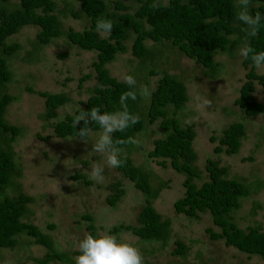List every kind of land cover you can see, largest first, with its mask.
<instances>
[{"label": "rangeland", "instance_id": "rangeland-1", "mask_svg": "<svg viewBox=\"0 0 264 264\" xmlns=\"http://www.w3.org/2000/svg\"><path fill=\"white\" fill-rule=\"evenodd\" d=\"M56 3V14L64 31H82L89 26V20L81 14L78 4L69 0H56ZM126 4L135 8L132 1ZM71 13L81 16L74 19ZM37 28L25 26L8 39L9 43H19L22 49L9 60L12 80L5 89L15 101L7 107L4 117L9 124L20 128L19 136L12 143L20 175L13 178L6 194L15 197L23 193L33 198V202L27 205L28 213L23 221L48 235L54 250L66 253L74 264L76 256L73 253H80L78 244L89 234L87 223L81 219L85 214L93 217L96 229L94 236L109 234L117 236L122 242L131 243L141 251L144 264H264L258 256H248L226 247L222 240L210 239L205 229L220 233V228L213 225L208 213L200 214L198 220L175 214L173 203L184 195V176L169 165L163 168L157 161L147 157L153 141L164 136L160 121L146 126L136 136L138 144L131 158L149 174L154 187L166 185L152 201V206L162 220L170 221L171 236L165 243H146L130 232H109L120 224H136V217L146 202L144 195L116 169L108 168L103 154L92 152L99 132H92L87 144L79 138H56L53 132L55 123L67 115H74L88 99L95 84L92 63L96 59V52L80 50L63 37L39 48L28 62V54L36 43ZM131 43H126L128 51L125 54L117 55L113 62L106 65L110 75L118 81H124V76L132 75L137 81V88L146 85L150 91L162 77V72L175 76L186 85L188 101L185 107L173 115L172 109H169V117L174 116L183 126L195 127L193 148L198 155L197 168L201 171V180L197 184L207 178V160L220 159L221 165L229 170L228 178L245 183L251 192L248 198L242 200L240 210L233 216L236 224L242 229L258 226L264 232V119L262 116L247 118L234 104L245 80L244 58L239 55L243 43L237 45L233 55L218 53L215 56L219 68L214 79L206 75L204 68L183 57L169 43L153 45L148 41L147 45L153 50L154 56L147 64L133 57L129 49ZM61 54L66 56L60 57ZM151 68L161 73L150 75L148 72ZM88 74L91 77L81 82L80 79ZM37 92L62 93L69 98V102L56 110L55 118L47 120L43 117L44 99ZM254 96L264 103V90L258 84ZM205 98L212 101L210 106L203 104ZM149 99L140 98V112H146ZM233 122L243 123L246 130L239 152L231 156L216 155L213 148L218 144L222 130ZM211 137L216 140L212 142ZM94 156L98 159H94ZM248 157L251 160H243ZM85 161L88 164H84ZM97 164L105 169L102 182L89 178L90 169ZM77 173L86 175L92 184L86 186L82 181L73 179ZM116 181L121 183L125 195L115 208H111L106 203L109 194L106 186ZM17 240L18 245L14 249L1 252L0 258L4 264H40L38 260L48 253L44 246L34 244L31 238L22 235ZM177 240L188 247L184 257L172 255ZM49 264L63 263L54 261Z\"/></svg>", "mask_w": 264, "mask_h": 264}, {"label": "trees", "instance_id": "trees-1", "mask_svg": "<svg viewBox=\"0 0 264 264\" xmlns=\"http://www.w3.org/2000/svg\"><path fill=\"white\" fill-rule=\"evenodd\" d=\"M79 5L80 12L89 20V26L82 31L61 28L56 14V0H0V254L4 250L14 249L18 245L17 238L26 236L36 245L44 246L48 253L40 264L57 261L63 264H74L66 253L54 250L51 239L39 228L23 219L28 213L27 205L33 198L23 193L9 197L6 190L11 187L14 177L20 175L16 166L12 143L20 134V128L9 124L5 119L7 107L15 98L6 92V86L12 80L9 60L22 49L19 43H9V38L18 34L25 26L38 27L33 51L28 59L32 60L41 47L49 45L54 39L66 38L67 41L83 51L96 52V59L92 63L95 72V84L82 109L74 115H67L62 121L55 123L53 132L56 138H79L78 130L83 126H75L74 117L81 110L90 111L96 107L101 112H113L120 109L119 97L129 90L124 81L112 77L106 65L113 62L117 55L128 51L126 43L131 41V54L141 63L152 61L154 52L147 45L169 43L183 57L193 61L205 69L206 75L214 79L219 65L215 60L218 53L235 54L237 45L244 42L243 25L237 20V0H69ZM132 1L135 8L126 3ZM250 11L254 15L260 12L264 16V0H251ZM81 14L71 13L74 19ZM98 18L111 19L114 28L110 35L98 34L96 21ZM37 28V29H38ZM250 45L257 51H264V22L258 35L249 39ZM65 57L66 54L59 55ZM242 65L246 71L238 97L234 104L239 107L247 118L262 116L264 119V103L254 96L256 84L264 90V73L259 74L252 66L250 59H243ZM150 75H158L159 70L151 68ZM85 75L80 81L88 80ZM29 92L31 89L27 88ZM44 99V118L49 120L56 117V110L69 102V98L62 93L51 94L37 92ZM188 101L186 85L173 75L162 72L155 88L151 91L149 105L146 112H140L138 103L129 100V111L140 117V123L130 127L124 133L116 132L113 139H136L146 126L160 121V128L164 134L162 138L152 143V149L147 157L155 160L165 168L168 165L178 174L184 176L182 186L184 195L173 203L175 214L183 215L190 220H198L200 214H209L213 225L220 228V233L211 229L205 232L212 240H222L226 247H232L248 256H258L264 261V232L258 226L240 228L234 214L240 210L242 200L250 196V188L243 182L228 178L229 170L221 165L220 159H208L205 165L207 178L201 180V171L197 168L198 155L193 148L196 137L193 125H181L179 121L169 117L182 110ZM92 132H100L97 125L92 126ZM246 134L245 126L241 122L228 124L218 138V144L213 148L216 155L231 156L237 154ZM80 139V138H79ZM214 142L216 138L211 137ZM120 159L123 164L115 168L123 178L133 184L145 199V205L136 217L135 225L120 224L110 229L111 234L121 231L132 233L141 241L166 242L171 236L170 221L162 220L161 215L152 206L165 184L158 187L152 185L149 174L137 166L131 158L136 144H122ZM98 159L97 156L93 157ZM243 160H251L250 157ZM84 164H88L86 161ZM73 179L82 181L84 185H91L86 175L77 173ZM109 194L106 203L115 208L125 195L119 181L106 186ZM89 234L95 235L93 217L89 214L81 216ZM172 255L184 257L188 247L181 241H175ZM81 253L75 252L74 256ZM0 264H4L0 258Z\"/></svg>", "mask_w": 264, "mask_h": 264}, {"label": "clouds", "instance_id": "clouds-1", "mask_svg": "<svg viewBox=\"0 0 264 264\" xmlns=\"http://www.w3.org/2000/svg\"><path fill=\"white\" fill-rule=\"evenodd\" d=\"M237 20L245 28V38L239 48V55L245 59H250L252 66L260 72H264V51L257 52L249 43L250 38L258 35L259 28L264 22V16L260 12L254 15L250 11L251 0H238ZM114 28V22L107 18H98L96 21V31L98 34L110 35ZM124 82L129 86V90L123 92L119 97L120 109L113 112H101L99 108L93 107L90 111L81 110L74 117V124L77 128L83 122V126L78 130V136L88 143V137L92 133V126L97 125L100 129L98 139L93 143L92 152L105 156L107 167L110 169L119 168L123 161L119 158L122 144H138L132 137L127 140L113 139L116 132L124 133L130 127L140 123V117L129 111L128 101H137L138 98H150L151 91L148 86L142 85L137 88V81L134 76L126 75ZM212 101L205 98L203 104L210 106ZM104 167L94 165L90 169L89 178L102 182L104 180ZM80 255L74 257L75 264H144V257L136 246L131 243L122 242L117 236L109 234H87L78 244ZM8 264V262H5Z\"/></svg>", "mask_w": 264, "mask_h": 264}]
</instances>
